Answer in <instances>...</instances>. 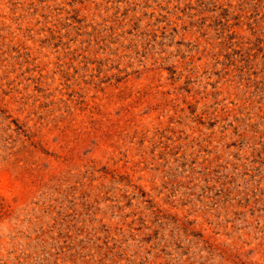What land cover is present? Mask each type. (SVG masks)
<instances>
[{"label":"rangeland","instance_id":"rangeland-1","mask_svg":"<svg viewBox=\"0 0 264 264\" xmlns=\"http://www.w3.org/2000/svg\"><path fill=\"white\" fill-rule=\"evenodd\" d=\"M0 264H264V0H0Z\"/></svg>","mask_w":264,"mask_h":264}]
</instances>
